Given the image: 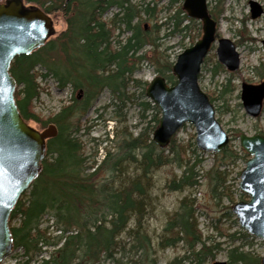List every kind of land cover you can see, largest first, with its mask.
<instances>
[{
	"label": "trees",
	"instance_id": "obj_1",
	"mask_svg": "<svg viewBox=\"0 0 264 264\" xmlns=\"http://www.w3.org/2000/svg\"><path fill=\"white\" fill-rule=\"evenodd\" d=\"M24 2L47 14L61 13L66 27L38 49L16 56L9 66L16 82L14 100L23 119L34 121L41 129L50 123L56 127V133L46 140L39 174L11 209L8 222L13 248L22 250V264H102L115 257L118 238L128 231L136 241L132 247L148 260L149 238L137 229L151 203L153 170L176 162L182 168L181 174L173 176L168 185L178 190L195 186L198 174L194 170L196 163H189L187 150L175 136L164 148L151 140L150 133L158 125L160 112L145 98L147 82L134 74L146 62L167 84H173V61L158 50L159 33L170 28L166 33L184 37L194 29L196 20L186 15L182 0H167L165 5L161 0ZM162 10L166 16L158 22ZM220 12L209 8L214 19ZM196 29L199 32L201 27ZM39 77L51 78L58 89L69 88L71 94L66 104L46 118H40L33 110V102L42 89ZM231 78L227 79V91L236 90L230 84ZM131 87L140 88L146 99L140 105L153 110L154 115L136 136L123 133L117 135L112 148L105 144L100 159L97 152L87 156L79 134V119L103 90L122 101L133 97ZM208 97L212 102L215 99ZM239 152L247 155L241 148ZM239 152L227 145L215 156L222 154L231 160L238 158ZM131 163L133 173L129 172ZM213 187L215 192L217 185ZM194 203L193 197L181 198L164 225L160 246L180 242L187 253L168 264H201L213 257L212 247L205 246L198 228ZM44 217L51 224L42 227ZM131 222L135 223V230L129 227ZM242 235L248 236L245 232ZM259 261L260 256L241 246L228 250L229 264Z\"/></svg>",
	"mask_w": 264,
	"mask_h": 264
},
{
	"label": "rangeland",
	"instance_id": "obj_2",
	"mask_svg": "<svg viewBox=\"0 0 264 264\" xmlns=\"http://www.w3.org/2000/svg\"><path fill=\"white\" fill-rule=\"evenodd\" d=\"M166 1L161 0V4L165 5ZM252 1L257 2L263 8V13L256 17L250 15V0H219V2L218 0H208L209 8H212L216 13L221 10L215 18L217 36L226 37L234 43L240 63L237 70H227L219 63L215 52L217 44L213 43L201 66L198 78L199 87L207 95L215 98L213 104L216 116L222 128L231 138L228 146L238 152L240 149L239 133L264 135V105L261 114L253 118L244 112L239 98L242 82L257 83L260 76L257 72L264 74V0ZM111 13L112 11L107 13L106 17H109ZM50 15L53 19L54 34L49 39L54 38L66 27L61 13ZM165 16L166 12L162 10L158 14L157 21H162ZM193 27L194 29L184 37L181 34L166 33L170 28L163 29L159 33L158 50L165 52L169 59L174 61L179 52L200 38L201 30L198 32L196 28L201 27V23L196 20ZM146 48L148 50L149 47ZM36 70L41 72L38 67ZM155 75L157 74L153 67L145 62L135 72L134 77L148 83ZM229 76L232 77L230 84L236 88L235 91H227ZM37 80L42 89L38 99L33 102V110L40 118H46L55 114L63 104H66L71 94L69 88L58 89L55 82L49 77H39ZM130 92L133 97L121 101L105 89L81 116L79 134L84 142L87 156H92L94 152H97L96 156L100 159L106 147L112 148L115 145L117 135L131 133L132 136H136L148 124L154 112L151 109H144L140 105V102L142 103L147 97L145 96L146 99H144L139 87H131ZM27 123L41 130L34 121ZM111 135V141H107L106 138H111ZM151 135L152 132L150 137ZM175 137L187 150L189 163H196L194 170L198 174V183L193 187H185L181 190L172 189L168 182L173 176H179L182 168L176 162H171L154 169L152 172L153 185L150 191L151 203L144 214L141 226L137 229L144 232L149 238V259H143L142 252L132 247L136 241L128 231H125L118 238L115 257L103 261L102 264H143L142 261L146 264H168L175 258L186 255L185 246L180 242L165 248L159 244L164 233V225L178 208L179 201L184 196L194 198L195 219L203 242L205 246L212 247L213 257L206 258L201 264H212L216 260L228 262V250L239 246L250 251L251 254L260 257L264 255V240L243 236L244 230L231 211L235 202L248 199L244 195L241 198L238 188L239 173L243 169L248 155L244 156L242 152H239L238 158L234 159L233 157L230 160L226 157L223 158L222 154L215 156L221 152L213 153L198 149L195 146L194 127L189 123L184 124ZM105 144L106 147H104ZM211 170L214 172L212 173ZM133 171L135 168L131 163L129 172L133 173ZM220 183L222 185H219ZM214 185H217L215 192ZM28 190L29 188L23 192ZM48 224H51V221L44 217L41 226L45 227ZM129 227L133 230L136 229L134 222H131ZM199 247L200 245L196 248ZM43 255H47V253H43ZM23 260L22 250L13 248L0 264H22ZM191 262L189 264H195L193 261ZM180 264H187V262Z\"/></svg>",
	"mask_w": 264,
	"mask_h": 264
},
{
	"label": "water",
	"instance_id": "obj_3",
	"mask_svg": "<svg viewBox=\"0 0 264 264\" xmlns=\"http://www.w3.org/2000/svg\"><path fill=\"white\" fill-rule=\"evenodd\" d=\"M249 4L251 17L262 12L257 2L250 0ZM182 8L188 17L201 22L202 34L176 56L173 84L157 75L146 87L145 96L160 111L151 140L163 148L183 124L190 123L195 130L196 147L217 153L225 148L229 137L215 116L212 102L198 85L201 64L215 41L216 21L208 12L207 0H183ZM53 32V20L41 8L26 6L23 0L0 3V263L12 251L8 225L11 209L39 174L45 140L56 133L55 125L49 124L39 131L20 115L14 101L16 82L9 66L16 56L41 47ZM216 55L226 69L233 71L239 67V54L231 40L219 38ZM263 98L264 80L241 84L240 100L247 115L255 117L260 113ZM239 145L250 156L240 171L238 183L240 192L249 199L235 202L231 211L248 235L264 240V135L242 132ZM260 264H264V255Z\"/></svg>",
	"mask_w": 264,
	"mask_h": 264
},
{
	"label": "flooded vegetation",
	"instance_id": "obj_4",
	"mask_svg": "<svg viewBox=\"0 0 264 264\" xmlns=\"http://www.w3.org/2000/svg\"><path fill=\"white\" fill-rule=\"evenodd\" d=\"M7 0H0V2H6ZM261 7V6H260ZM261 13L260 14H262L263 13V8L261 7ZM259 14V15H260ZM220 37L219 36H217V34L215 35V39L217 40V39H219ZM216 43V42H215ZM238 69V68H237ZM236 69V70H237ZM262 80H264V76H262V77H260L259 76V79H258V82L257 83H259L260 81H262ZM245 82V81H244ZM243 83V82H242ZM241 83V84H242ZM245 83H250V82H245ZM257 83H250V84H257ZM240 90H241V85H240ZM240 90H239V98H240ZM240 102H241V100H240ZM241 105H242V102H241ZM263 105H264V98H263V100H262V107H261V111H260V113L257 115V116H259L260 114H261V112H262V108H263ZM243 107V106H242ZM244 109V108H243ZM245 112V111H244ZM246 113V112H245ZM249 116V115H248ZM257 116H255V117H257ZM251 117V116H250ZM255 117H253V118H255ZM242 133V132H241ZM240 134V133H239ZM254 134H256V133H254ZM258 134H260V133H258ZM227 135H228V137H229V141H228V143H227V145L229 144V142L231 141V138H230V136H229V134L227 133ZM238 140H239V135H238ZM245 152V151H244ZM245 154H247L246 152H245Z\"/></svg>",
	"mask_w": 264,
	"mask_h": 264
},
{
	"label": "bare ground",
	"instance_id": "obj_5",
	"mask_svg": "<svg viewBox=\"0 0 264 264\" xmlns=\"http://www.w3.org/2000/svg\"><path fill=\"white\" fill-rule=\"evenodd\" d=\"M154 131V130H153ZM153 133V132H152Z\"/></svg>",
	"mask_w": 264,
	"mask_h": 264
}]
</instances>
